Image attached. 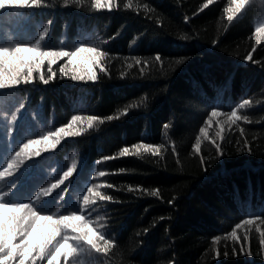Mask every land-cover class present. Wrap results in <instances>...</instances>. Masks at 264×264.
Here are the masks:
<instances>
[{
    "label": "trees",
    "instance_id": "1",
    "mask_svg": "<svg viewBox=\"0 0 264 264\" xmlns=\"http://www.w3.org/2000/svg\"><path fill=\"white\" fill-rule=\"evenodd\" d=\"M263 1L248 0L232 24V0H212L207 8L208 0H132L131 8L128 0H112L111 11L96 9L94 0H42L47 6L0 10V46L39 41L42 51L107 53L94 65L95 81L71 79V66L62 73L64 57L51 72L45 61L48 84L37 70L28 85L0 90V171L28 139L66 127L74 115L85 117L75 126L80 136L62 137L54 149L35 146L40 155L22 157L4 178L8 189L0 187L5 200L10 185L23 190L13 199L42 215L83 214L112 241L105 253L85 246L68 264H264V34L256 31L264 26ZM245 100L250 103L241 107ZM213 110L248 120L231 125L221 115L201 136ZM90 115L98 119L89 129ZM221 125L223 140L216 136ZM124 147L130 154L121 157ZM73 164L64 184L41 195ZM93 186L112 200L85 206ZM244 219L255 223L230 239Z\"/></svg>",
    "mask_w": 264,
    "mask_h": 264
},
{
    "label": "snow or ice",
    "instance_id": "2",
    "mask_svg": "<svg viewBox=\"0 0 264 264\" xmlns=\"http://www.w3.org/2000/svg\"><path fill=\"white\" fill-rule=\"evenodd\" d=\"M67 3V0H65ZM79 2V0H77ZM212 3V0H208L204 5L207 8ZM248 0H232V7L228 9L229 15L227 21L232 24L234 17L237 14L242 13L245 9ZM47 6L42 3V0H0V10L6 9H32ZM94 7L96 9H107L109 11L113 8L112 0H94ZM127 8L132 7V0H128ZM145 7H147L145 5ZM51 24V21L48 22ZM258 33L264 34V26L257 28ZM47 35V29L44 30V35L40 36V40H43ZM84 54H88L86 57V63H78V61L84 59ZM107 55L106 52L98 50L96 47H77L75 51H42L40 49L39 41L35 46H30L26 43H17L15 46H0V90L18 88L20 85H28L34 79L33 73L37 70H41L40 80L44 84H48L49 80L45 79L42 68L45 61L49 63V72H51V66L57 63L60 58L68 57V64L60 68L63 73L68 66L76 74L70 78L77 81H84L87 78L88 81H95L97 79V73L94 71V65L99 64L101 56ZM248 60L252 59L251 53L246 57ZM157 61L161 60V57L157 55L155 57ZM137 64H140V60H136ZM103 70V69H101ZM55 76V73H52ZM249 100H245L241 107L249 104ZM24 108V104L21 103L16 109L19 113ZM127 110L125 109V112ZM221 115L226 116L224 123L231 125L237 124V121L241 119L247 121L248 117L245 115L241 117L237 114V111H230L221 113L220 111L213 110L208 117L207 125L200 129L201 136H208V126L213 124L215 118ZM18 119L17 114L11 116V123L16 124ZM98 117L90 115L86 118L87 128H92L93 123L97 121ZM112 119V117H109ZM85 117L80 115H74L71 118V122L66 127H60L55 132H49L42 139H28L26 143H22L19 151L15 152V155L7 161L6 167H3V171H0V180H3L6 176H12L14 171L18 168V162H21L22 157L31 158L32 156H39L40 150L35 146L44 145L45 150L48 148H55L61 142L62 137H78L81 135V131L76 129L75 126L81 121H84ZM219 122V121H216ZM11 131V129L9 130ZM223 125L219 131L216 132V136L220 139H224ZM243 129H241V134ZM215 144L216 149L220 150V144L212 141ZM149 151L159 154L158 150L151 149L148 145L143 146ZM137 152L140 150L141 145L135 146ZM201 141L199 139L195 142V149L200 151ZM35 149V150H34ZM250 151V149H249ZM130 154L128 147H124L120 152V156H127ZM135 154V153H132ZM220 155H223L220 152ZM113 157H104L105 160L112 159ZM76 165L63 173V178L58 183L53 184L51 188H46L41 191V195L48 196L51 191L64 184L75 170ZM100 177L105 176L104 171L98 173ZM19 179V177H17ZM15 184V181L12 182ZM111 187V185H109ZM95 186L88 188L86 191L92 194V197L84 196L83 204L85 206H91L96 203V199L100 201H111L112 197L109 195H103L100 191L94 190ZM9 191L11 195L7 200L4 196L8 193L0 194V264H37V261H43L47 258V264H61V258L64 260V264H68L70 257H74L85 247L90 246L96 253H105L108 248L113 246L111 240H106L104 235H101L94 227H92V221L86 219L85 215L77 214L76 211L71 215H60L58 217L54 215H42L32 203L28 202H16L13 198L16 196V192L20 191L17 188L12 191L10 185ZM129 191H132L129 188ZM159 195V192L154 193ZM60 196V193H57ZM40 195L36 196V200H40ZM55 199V198H54ZM31 200V196L29 197ZM77 211H80L79 206ZM98 219L103 220L104 217L100 216ZM255 220L244 219L241 223H237L235 228L230 233V239L237 240V229L245 228V226L252 225ZM264 224V220L260 221ZM102 227V226H101ZM264 235V233H262ZM103 241V246L100 242ZM216 242H219V237L216 238ZM227 254V253H225Z\"/></svg>",
    "mask_w": 264,
    "mask_h": 264
},
{
    "label": "rangeland",
    "instance_id": "3",
    "mask_svg": "<svg viewBox=\"0 0 264 264\" xmlns=\"http://www.w3.org/2000/svg\"><path fill=\"white\" fill-rule=\"evenodd\" d=\"M263 8L264 9V1L262 2V6H260V8ZM7 182H8V179L6 178V179H4V180H0V187L3 189V190H7L8 188H6V186H5V184H7ZM20 195H25L24 194V191L23 190H21L20 192H18ZM39 202H41V200H38ZM38 201H36V205H37V202ZM41 204V203H40ZM40 204H38V206H42V205H40ZM51 209H53V206H50V210Z\"/></svg>",
    "mask_w": 264,
    "mask_h": 264
},
{
    "label": "bare ground",
    "instance_id": "4",
    "mask_svg": "<svg viewBox=\"0 0 264 264\" xmlns=\"http://www.w3.org/2000/svg\"><path fill=\"white\" fill-rule=\"evenodd\" d=\"M89 39V38H88ZM90 40V39H89ZM93 40V39H92ZM35 42V41H34ZM86 42V41H85ZM36 43V42H35ZM88 45V44H87ZM95 45V44H94ZM225 144V143H224ZM248 161V160H247ZM254 165V164H253ZM225 168V167H224ZM236 183V182H235ZM258 184V183H257ZM258 186V185H257ZM251 193V192H250ZM215 256V255H214ZM222 263V262H221ZM220 263V264H221ZM223 264V263H222Z\"/></svg>",
    "mask_w": 264,
    "mask_h": 264
}]
</instances>
